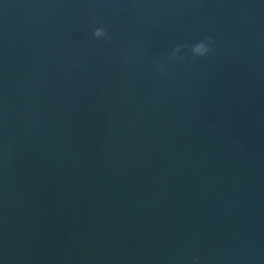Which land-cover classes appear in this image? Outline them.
Instances as JSON below:
<instances>
[{
  "label": "water",
  "instance_id": "95a60500",
  "mask_svg": "<svg viewBox=\"0 0 264 264\" xmlns=\"http://www.w3.org/2000/svg\"><path fill=\"white\" fill-rule=\"evenodd\" d=\"M0 264H264V0H0Z\"/></svg>",
  "mask_w": 264,
  "mask_h": 264
},
{
  "label": "clouds",
  "instance_id": "9594fccd",
  "mask_svg": "<svg viewBox=\"0 0 264 264\" xmlns=\"http://www.w3.org/2000/svg\"><path fill=\"white\" fill-rule=\"evenodd\" d=\"M93 35L97 38L99 37H107V31L104 27H97L94 29V32H93ZM212 38L211 37H205L203 40H200L198 42H196L195 44L192 45L191 47V51L194 55L196 56H204L206 55L209 51H210V48H209V45L208 43H206V41H211ZM185 47V45H177L174 49H173V57H175V54L177 52L180 51L181 48Z\"/></svg>",
  "mask_w": 264,
  "mask_h": 264
}]
</instances>
